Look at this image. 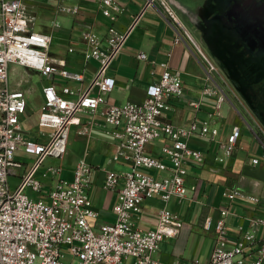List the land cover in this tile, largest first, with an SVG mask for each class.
Wrapping results in <instances>:
<instances>
[{
  "label": "built area",
  "instance_id": "2783aa9c",
  "mask_svg": "<svg viewBox=\"0 0 264 264\" xmlns=\"http://www.w3.org/2000/svg\"><path fill=\"white\" fill-rule=\"evenodd\" d=\"M99 1L103 13L115 19L111 8L121 10V5L115 0ZM155 1L147 0L126 30L111 26L105 47L95 32H83L89 56L99 62L96 74L76 99L61 94L54 84L44 86L45 101L38 124L52 130L46 142H37L24 136L21 116L27 111L28 100L23 89L10 84V64L36 69L43 75L57 72L75 80H82L83 73L62 67L64 62L50 55L51 35L33 28L37 15L31 12L29 0H0V264H72L64 260V248L70 250L72 260L79 257V264H131V258L132 264H185L183 260L165 263L153 256L164 238L179 234L182 218L178 213L162 207L157 226L150 229L138 226L136 220L146 198L160 195L168 202L173 196L187 197L196 189L195 183H187V177L191 165L201 162L204 154L190 146V137L198 132L213 142L218 139L220 129L207 121L200 129L196 121L187 125L163 122V114L171 107L170 99L181 97L185 91L182 71H172L168 62L162 63L164 71L148 86L144 100L119 105L106 98L116 83L108 74L113 61L145 9ZM158 2L172 19H177L166 0ZM62 9L78 11L77 6ZM181 38L183 35L179 33L177 40ZM197 50L206 65L207 78L213 81L215 62L201 47L197 46ZM146 56L142 51L138 53L140 58ZM62 91L74 93L70 86ZM204 92L217 93L218 106L227 97L219 87L213 90L206 86ZM101 105L107 123L115 126L112 133L119 138L113 159H123L131 168L123 175L106 170L104 186L118 191L115 216L95 229L89 217L97 215V211L88 203L94 168L85 158L77 161L72 180L60 176L61 165L48 166L44 175L51 172L57 178L49 201L33 199L26 189H42V181L36 177L40 165L47 157L63 159L72 125L80 121L79 113L96 112ZM241 134V128L235 126L225 144L228 154L238 147ZM161 136L166 137L161 150L169 163L147 152V145ZM21 147L36 158L19 174L18 169L24 163L17 159L16 152ZM150 169L165 174L156 175L148 172ZM11 175L21 176L14 190L10 188ZM121 177L124 184L118 187ZM223 194L229 200L238 196L259 200L236 187H227ZM228 211L225 207L219 216H206L204 228L214 232V247L207 261L195 259L193 264H264V235L257 237L264 226V217L250 218V227L242 235L232 236L226 219Z\"/></svg>",
  "mask_w": 264,
  "mask_h": 264
},
{
  "label": "crops",
  "instance_id": "0c3cea01",
  "mask_svg": "<svg viewBox=\"0 0 264 264\" xmlns=\"http://www.w3.org/2000/svg\"><path fill=\"white\" fill-rule=\"evenodd\" d=\"M115 1L122 8H111L116 15L112 19L103 13L99 0H29L31 12L37 15L33 28L51 35L50 55L63 61L62 67L83 73L82 80L65 78L57 72L43 75L36 69L16 65L23 67L28 75L37 71L47 77L48 84L44 86L54 84L64 96L78 98L91 82L99 65L98 60L88 54V43L83 32H95L105 47L110 27L126 30L145 7L147 0ZM166 1L177 19H172L158 0L145 9L109 69L108 74L116 79V83L106 98L108 102L119 105L144 100L148 86L164 71L162 63L168 62L172 71H182L185 91L181 97L170 99L171 107L163 114V122L187 125L196 121L200 129L207 121L219 127V137L213 142H209L198 132L190 137V146L200 149L204 154L201 162L191 165L187 177V183H195L196 189L187 197L173 196L168 202L160 195L146 198L143 211L136 220L137 225L142 228H155L159 221V211L164 206L182 216L179 234L162 241L153 256L165 263L183 260L185 264H193L195 259L207 261L214 247V232L204 235L202 245L208 243V249L204 259L199 257L204 254L196 256L206 216H219L221 209L228 208L226 219L232 236L242 235L250 227V218L264 217V119L256 108V98L246 84L241 82L233 65L234 48L238 40L233 22L244 10V0ZM261 1L264 2L260 0V3ZM62 6H77L78 11L70 12L62 9ZM179 33L183 38L177 40ZM197 46L208 53L216 64L213 81L207 78L206 65ZM141 51L147 55L145 58L138 57ZM25 82H28V78L23 75L13 85L23 89L27 95V111L21 116L24 136L33 141L46 142L52 129L39 126L42 108L36 115L29 99L30 93L37 88H23ZM44 86L41 92L45 101ZM65 86H70L74 93H64L62 89ZM206 86L213 90L219 87L225 91L227 97L221 106H218L217 93L204 92ZM102 109L103 105L96 112L83 110L79 113L80 121L72 125L69 133L67 152L62 159L64 165L57 164L62 166L60 176L66 180L74 178L75 166L80 158H85L93 166L88 203L97 211V215L89 217L94 228H99L103 222L114 220L115 216L113 208L118 191L104 186L106 170L113 169L123 175L125 171L120 168L130 166L123 159H113L119 138L112 133L115 126L107 123ZM235 126L241 128L242 134L238 147L228 154L225 144ZM165 140L166 137L161 136L151 141L147 145V152L152 156H161L169 163L161 150ZM16 157L24 163V167L18 169V173L22 174L31 166L36 155L21 147L17 150ZM48 158L36 173V177L42 181V189L37 191L30 187L34 192L40 193L39 199L46 201L50 200L49 194L57 179L51 172L45 176V171L41 178L38 177ZM254 158H258V161L254 162ZM118 165L120 168L117 169ZM148 172L165 174V171L151 169ZM11 177L19 178L16 182L21 178L20 175ZM123 184L124 178L121 177L118 187ZM227 187L239 188L244 193L257 196L259 200L254 201L244 196L229 200L223 194ZM263 235L264 226L257 237L261 238ZM132 262L133 259H129V263Z\"/></svg>",
  "mask_w": 264,
  "mask_h": 264
},
{
  "label": "rangeland",
  "instance_id": "374dc122",
  "mask_svg": "<svg viewBox=\"0 0 264 264\" xmlns=\"http://www.w3.org/2000/svg\"><path fill=\"white\" fill-rule=\"evenodd\" d=\"M253 1H256L258 6L261 5L260 4V0H253ZM13 68H14V70H13ZM23 75H24L25 78L26 77L28 78V82L24 83L23 88H27L29 86L37 88L36 90H34V92L32 91L30 93V95H29V99H30L32 105L34 106L35 113L37 115V111L40 110L42 108L43 104H44V97H42V92L41 91H42V87L45 84H48L47 77L42 76L37 71H32V73L30 75H28V74L25 73V69L23 67L17 66L14 63L10 64V84L12 86L14 85L15 81L18 80L19 78H21ZM61 163L63 164L62 159L49 157L47 159L46 163H45V166H43L41 171L38 173V177L41 178L42 173L44 171H46V169H47V167H46L47 165H50V164L57 165V164H61ZM65 167H67V166H65ZM118 168H120V165H118L117 169ZM130 168H131V166L125 165V166H123L120 169L126 171V170H129ZM142 170L146 171L145 169H142ZM17 179H19V178H17V177H11L10 178L12 190H14L15 187L17 186V184L19 183L18 181L16 182ZM26 192L33 199H35V200L39 199L40 193L39 192H34L32 190V188L28 187L26 189ZM181 218H182V216H181ZM182 221H183V219H182ZM95 229H98V228H95ZM200 233H201V235H203V237L201 238L200 245L197 248L196 256L198 257L200 254H204L202 256H199L201 259H204L205 252L208 249V243H207V245L203 246L202 242H203V239L205 237L204 235H207V236L211 235L212 231H208V230L203 228V229H201ZM166 239L167 238H164L163 241L166 240ZM63 252H64V254L66 256V258L64 259L65 261L71 262L72 264H79V257H74V259L72 260V253L70 252L69 249L64 248ZM188 255H189V253H188Z\"/></svg>",
  "mask_w": 264,
  "mask_h": 264
},
{
  "label": "flooded vegetation",
  "instance_id": "af4514ba",
  "mask_svg": "<svg viewBox=\"0 0 264 264\" xmlns=\"http://www.w3.org/2000/svg\"><path fill=\"white\" fill-rule=\"evenodd\" d=\"M245 7H243V11L238 17V20L234 21V30L238 35L237 44L234 48V67L236 68L237 72L239 73V77L241 82L246 84L247 88L250 89L252 96L256 98L257 93L262 89L264 86V77H260L257 79L256 73L253 74L250 72L251 68L256 64L255 53L257 51V47L253 48L252 46L247 45L246 40H244L238 29V24L242 25L240 21L247 20L250 21L252 17H257L260 14L264 13V2L261 1V5L258 6L256 1L253 0H244ZM239 21V23L237 22ZM245 22V21H244ZM246 45V46H244ZM245 48V50H244ZM244 50V51H243ZM249 74V75H247ZM260 79V80H259Z\"/></svg>",
  "mask_w": 264,
  "mask_h": 264
},
{
  "label": "water",
  "instance_id": "95a60500",
  "mask_svg": "<svg viewBox=\"0 0 264 264\" xmlns=\"http://www.w3.org/2000/svg\"><path fill=\"white\" fill-rule=\"evenodd\" d=\"M237 22L239 23V21ZM240 22H242V25L238 24L237 26L241 37L246 40L248 47L258 48L253 58L256 64L251 68L250 72L252 74L253 72L256 73L257 79L264 77V13L257 17H252L250 21L242 20ZM256 108L264 119V86L256 95Z\"/></svg>",
  "mask_w": 264,
  "mask_h": 264
}]
</instances>
